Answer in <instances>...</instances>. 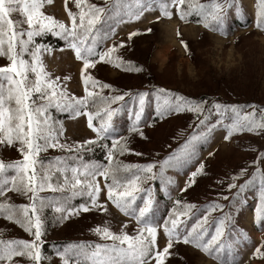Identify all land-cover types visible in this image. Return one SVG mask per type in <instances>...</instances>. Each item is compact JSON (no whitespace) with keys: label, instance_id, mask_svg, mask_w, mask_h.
Instances as JSON below:
<instances>
[{"label":"rangeland","instance_id":"obj_1","mask_svg":"<svg viewBox=\"0 0 264 264\" xmlns=\"http://www.w3.org/2000/svg\"><path fill=\"white\" fill-rule=\"evenodd\" d=\"M205 1L208 0H200ZM221 1L225 2H219ZM230 1L231 7L224 8L225 21L222 32L219 28L209 30L199 23H182L175 14L174 6L170 9L173 12L171 18L161 17L160 10L153 8L154 0H86L88 4L111 9L105 19L97 25L101 34L97 51L103 52L106 48L119 44L120 57L145 64L148 71L142 74H123L108 61H99V57L96 58L98 63L88 72L101 84L113 82L122 89H141L131 94L123 92L116 95L111 94L108 88L98 85L93 89L89 85V91L98 95L89 98L88 107L82 109V112L92 110L90 112L93 114L100 115L104 109L120 105L112 119L116 130L115 138L127 137L129 148V151L122 155L117 151L116 158L120 162H112L113 167L119 165L120 171L116 179L120 183H127L139 174L134 168L125 169L126 165H157L154 169L157 177L143 182L140 185L143 191L136 193L138 210L144 205L145 199L149 198L148 190H151L153 206L149 214L158 225L156 250L162 251L167 244L168 238L163 231L165 221H169L170 227L171 219L182 212L187 213L180 216L182 232L185 229L191 230L205 215L208 216L207 224L203 225L207 229L205 242L215 235L219 220L225 215L230 216L224 235L218 242L224 244L219 253L220 260L214 258L215 252L211 256L191 244H184L181 239L179 242L174 240L164 264H264L263 258L253 256L255 248L264 250V222L254 223V212L256 208L261 207H256L255 194L258 186L262 184H251L255 178L261 182L260 176L264 175V130L249 132L245 129L234 132L225 140L229 127L245 114L255 110L256 120L264 115V28L256 27L258 0ZM142 2L143 8L140 6ZM131 3L138 6L131 9ZM145 8L150 10H144ZM41 11L68 27H71V19L68 16L71 11L79 22L80 9L76 7L75 0H67V5L65 0H51V3H44ZM140 12L143 14L139 19L129 18V13ZM157 17L160 19L157 20ZM10 18L14 21L25 19L19 11L13 12ZM149 28L152 31L148 34L129 39L130 33H144ZM16 30L18 33L25 32L22 38L27 39L26 23L20 24ZM45 33L66 42L51 32ZM105 34L107 38L102 40ZM181 41L187 45V50ZM37 46H40L39 59L48 78L55 82V90L66 93L68 100L73 103V97H84V84L81 79L83 64L81 60L76 59L73 50L68 46L52 49L36 41L34 37L28 51L23 54V59L31 62L32 53L36 51ZM6 47L5 44V49ZM19 47L17 44V50ZM8 63L6 56H0V67ZM28 77L29 83L36 79L35 74L31 72ZM4 83L7 87V81ZM160 89L165 90L167 95L161 93ZM139 93H147L140 124L143 137L139 133L128 131L135 121L136 112L140 109ZM114 96L124 98L111 101L110 98ZM176 96L202 103L203 111L193 113L187 110H172L163 116L158 115V104H163L165 99L174 103ZM33 98L37 105L47 103L46 99H40L39 94H34ZM215 104L228 106L227 110L221 108L218 111L214 107ZM231 106H237L238 113L233 112ZM47 115L55 138L65 147H49L41 151L36 164L37 183L44 184L43 190L37 192L36 201L37 214L43 225L40 264H64L61 253L70 245L83 244L88 246L90 251L97 244L113 243L93 231L97 226H108L117 234L125 231L129 235H136L140 225L132 217L125 216L108 200L105 185L112 183V177L105 180L99 175L95 177L103 189L99 203L105 205L107 212L91 208L88 212L81 211L79 215H72L69 219L60 221L61 214L55 209L62 206L65 200H68L73 209H78L80 204L90 206L86 192L69 200L71 182H74L71 168L82 167L83 164L108 166L109 161L106 159L108 154L104 163L95 155L85 154L83 148L76 150L78 144L95 139V133L88 127L85 115L76 116L70 109H58L55 103L48 107ZM64 115L65 117L60 119V116ZM203 137L204 139H201ZM38 142L44 144L43 140ZM20 147L18 141L13 145H8L6 141L0 143V161L7 165L23 159ZM69 148H72V151H69ZM173 156L175 159L161 170L160 163ZM201 163L204 168L196 176L195 182L186 191H181L185 188L191 172ZM65 169L67 171H64ZM45 174L49 179H42ZM7 175H15L14 170L9 169ZM66 176L69 183L65 182ZM233 177L236 179L233 180ZM3 178L5 177H0V180ZM49 183L52 188L48 187ZM232 183L236 187L229 188ZM239 185L245 187L240 189ZM261 189L264 191V185ZM7 196L8 202L17 206L32 203L30 194L10 192ZM41 198L45 205L42 208ZM177 200L180 201L179 204L176 203ZM211 204L223 207L209 212L208 205ZM172 205H176L177 209L169 213ZM184 205L195 207L187 209ZM0 239L31 241L34 235L0 214ZM13 261L14 264H33L27 257H14ZM68 264H77L75 252L70 256Z\"/></svg>","mask_w":264,"mask_h":264},{"label":"snow or ice","instance_id":"obj_2","mask_svg":"<svg viewBox=\"0 0 264 264\" xmlns=\"http://www.w3.org/2000/svg\"><path fill=\"white\" fill-rule=\"evenodd\" d=\"M51 3V0H0V56H6L9 63L0 67V143L7 142L8 145H13L18 141L21 145L19 151L23 159L4 164L0 161V177H5L0 180V214L5 215L9 221H13L22 227L29 234L34 235V239L28 240H8L0 239V264H14V257H27L33 264H40L41 252L40 244L42 236L43 225L38 216V208L36 201L38 199L37 192L42 191L44 184L37 183L36 164L38 162V155L41 151L47 148H55L57 146L64 148L65 145L59 144L55 138L49 118L47 115L48 107L55 103L58 109H70L76 116L81 114L87 117L88 127L95 133V139L86 140L83 144H78L76 150L79 151L85 146L88 150L93 144L112 137L111 147H108V155L106 159L109 161L108 166L98 164H83L82 167L71 168L72 181L71 182V197L75 198L77 195L87 193L90 206L88 204H80L78 209H73L68 200H65L63 205L56 207L55 211L60 213V221L69 219L72 215H79L81 211L88 212L91 208H96L107 212L105 205L99 203V197L103 193V189L96 182L97 175L103 176L107 180L112 177V183L106 184L107 198L116 208H118L125 216H130L140 225L136 235H129L125 231L119 234L110 230L108 226H97L93 231L106 240H111V244H97L94 249L88 250V246L70 245L61 253V258L64 264H68V260L73 252L77 257V264H164L165 257L169 254V249L173 247L174 240L179 242L181 239L184 244H191L200 251L212 255L216 253L214 258H220L219 253L224 248L223 243H218L224 235L227 222L230 216H223L216 224L215 235L205 242V235L207 229L203 226L207 224L208 216L205 215L201 221L192 226L191 230L185 229L183 232L180 229V216L186 215L182 212L171 219V226L169 221H165L163 231L167 236V244L162 251L157 248V228L155 221L152 219L150 209L153 206L151 199V190L149 189V198L145 199L144 205L136 207V193L143 191L140 185L148 180H154L157 173L154 169L157 167L154 163H147L144 165H126L125 169H136L139 173L133 176L127 183H120L116 177L119 174V165L112 166L113 157L118 151L121 155L129 151L127 137L119 136L115 138L116 130L113 126V116L117 109H106L107 119L103 120L98 127L94 126V114L92 112L83 111L89 104V98L95 97L98 93L89 91V85L95 89L98 85L101 88L111 87L108 84H101L96 80L88 70L95 68L99 61H108L115 63L116 67H121L124 64L123 60L117 58L112 61L110 53L115 50V46L109 48L105 52L97 51V44L101 39V34L97 25H99L111 11L107 7H99L95 4H88L86 0H75L76 7L79 11V22H77L76 15L69 11L68 16L71 19V27L64 23L57 21L54 17L45 15L41 11L44 3ZM150 2V0H144ZM144 2L141 3V8L144 7ZM187 3L188 11L186 12L182 5ZM228 7H231L230 0H225ZM67 5V0H65ZM171 5L175 7L181 20L187 16L196 13L201 17V22L205 28H212L216 30L219 28L223 32V25L225 21L224 5L220 3H213L205 5L198 2H189V0H171ZM86 9V10H85ZM144 10H150L145 8ZM19 11L25 18L23 21H14L10 18L13 12ZM139 14L129 13L130 19H139ZM160 16L171 18L173 12L169 8L167 2L160 5ZM160 17H157L159 20ZM28 25L26 32L27 39L22 37L25 32H17L16 28L22 24ZM257 28H264V0H258L257 5ZM151 32V28L147 29ZM45 32H51L56 36L64 39L67 46L73 50L75 57L82 61L81 79L84 84L85 95L82 98H75L74 103L69 101L66 93L63 91L57 92L54 88V81L48 78V74L44 71L38 52L40 46H37L35 52L32 53L31 62L23 59V54L28 51L29 45L33 42L34 37L41 36ZM139 34L133 32L129 34V39L132 36ZM179 34V33H178ZM107 38V34L104 35ZM184 44L183 41H181ZM5 44L7 45L5 49ZM19 44V50H17ZM123 46V45H121ZM187 50V45L184 44ZM130 64V62H129ZM131 65L129 70H131ZM136 71H142L141 68H136ZM29 72L35 74V81L29 83ZM4 81H7V87ZM161 93L165 90L160 89ZM34 94H39L40 99L47 100L46 104L37 105L34 100ZM140 109L135 114V121L129 127V133H139L143 137L144 133L140 128L142 123L141 117L144 111L145 97L147 93H139ZM123 96L111 97V101L123 100ZM214 107L219 111L221 108L227 110L228 106L215 104ZM233 112L239 111L237 106H231ZM175 110L177 112L187 110L193 113H201L203 111L202 103L188 100L181 96L175 97V102L172 103L165 99L163 104H158L157 114L163 116L165 113ZM256 112L253 110L249 114H245L242 119L236 120L228 129L225 140L229 139L234 132L247 130L249 132L257 129L264 130V115L259 120L255 119ZM43 140L44 144L38 141ZM187 149V145L185 146ZM72 151V148L68 149ZM188 152H185L187 155ZM140 155V153H136ZM175 157H169L160 163L161 170L169 165L171 160ZM204 165L200 166L189 176L186 186L181 191H186L194 182L198 174L202 172ZM12 169L15 175L8 177V170ZM64 171H67L65 169ZM243 174V170L242 173ZM80 177H83L81 179ZM91 177V179H89ZM49 179L47 174L42 178ZM236 177H233L235 180ZM261 184L264 185V175L260 176ZM65 182L69 183L67 176ZM246 183H248L246 181ZM52 188L51 183L48 184ZM229 188L236 187L234 183L229 184ZM245 185H239L243 189ZM55 190V189H53ZM10 192L19 193L21 195H29L32 201L27 205H14L8 202L7 194ZM227 199V197H224ZM180 203L179 200L176 202ZM43 198L40 199V207H44ZM185 208L191 209L194 205H184ZM222 205L211 204L208 205V211L212 212ZM257 223L264 222V208L258 209L256 216ZM127 227V225H124ZM34 230V231H33ZM126 245V246H125ZM264 247V245H262ZM256 255H264L261 248L256 249ZM83 257L81 260L80 258Z\"/></svg>","mask_w":264,"mask_h":264},{"label":"trees","instance_id":"obj_3","mask_svg":"<svg viewBox=\"0 0 264 264\" xmlns=\"http://www.w3.org/2000/svg\"><path fill=\"white\" fill-rule=\"evenodd\" d=\"M219 1L220 0H208V1H205V2H200V0H189V2H198V3L205 4V5H211L213 3H220V4L224 5V8L228 6L225 2H222V1L219 2ZM154 2H155V4L153 5V8L158 9V10H160V5L162 3H165V2H167L169 4V8L170 9L173 7L171 5V0H165V1H163V0H154ZM230 3H231V1H230ZM131 5H132L131 9H133V8L138 6V5L134 6L132 3L129 6H131ZM148 5L151 6L150 4H148ZM181 7H183L186 12L189 10L188 6H187V3L185 5H182ZM174 11H175L176 16L180 19L179 14L176 12L175 8H174ZM181 21H182V23L190 21V22L199 23V24L203 25V23L201 22V17L198 16L196 13H193L192 15L187 16L184 20H181ZM208 29L209 30H213L211 27L208 28ZM148 33L149 32L146 31L144 33H139L137 35H146ZM137 35H134L131 38H134ZM35 39H36V41L42 42L46 46H48L49 48H52V49H54V48H63L65 46H67L66 42H64L63 40L59 39L58 37L52 36L51 34H48V33H44L41 36H37V37H35ZM102 40H105V39L103 38ZM108 49L109 48H106L103 52L107 51ZM119 52H120V45L118 44V45L115 46V50L112 53H110V57H111L112 61H116L117 58H120V60L124 61V64L121 67H119V69L121 70V73H123V74H126V73L127 74H134V73L142 74L144 71H147L145 69V66H144L145 64L141 65L138 61H135V60H132V59H125V57H120ZM96 58H98V56ZM129 62H130V64H129ZM110 64L115 66V63H110ZM130 65L132 66L131 70H129ZM136 68H141L142 71H136L135 70ZM108 85L111 86V87L108 88L110 93L111 94H116V95L119 94V93H123V92H128V94H131V93H134L135 91L141 89V87H132L130 89H122L116 83H113V82L109 83ZM152 88H155V87L152 86ZM108 108L117 109L118 110L120 108V105L116 104L114 107H108ZM108 108H106V109H108ZM106 109H104L103 112L100 115L98 113L94 114V120H93L94 126L99 125L103 120L107 119ZM90 111H92V110H90ZM90 111L88 110V112H90ZM64 117H65V115L64 116H60V119H62ZM201 139H204V137L201 138ZM111 143H112V138H108L106 140H102V141H100V142H98L96 144H93L91 146L90 150H88V146H85V148H83V149H84L85 154L95 155L100 161H103L105 163L106 162L105 156L108 154V147H111ZM105 145H107L108 147H105ZM96 153H98V155H96ZM113 161L120 162V160L118 158H116V153H115V155L113 157ZM256 183L261 184V182L259 180H256V178H255L254 181L251 184L253 186V184L255 185ZM258 187L259 188L257 189V192L255 194L256 197H257V199H256V207L261 206L260 208H262L263 205H264V191H262V189H261L262 185H260ZM260 208H256V210L254 212V223H256V224H257L256 216H257L258 209H260ZM176 209H177V206L176 205H172L169 213L171 211H175ZM257 248L254 249L253 256H257V257H260V258L264 259V255H256L255 254ZM262 252H264V250H262ZM218 259L220 260V258H218Z\"/></svg>","mask_w":264,"mask_h":264}]
</instances>
